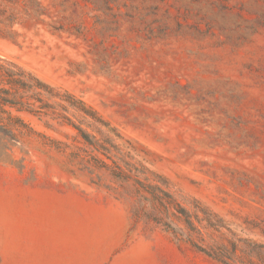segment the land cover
<instances>
[{"label": "rangeland", "instance_id": "rangeland-1", "mask_svg": "<svg viewBox=\"0 0 264 264\" xmlns=\"http://www.w3.org/2000/svg\"><path fill=\"white\" fill-rule=\"evenodd\" d=\"M0 65V264H264V0H0Z\"/></svg>", "mask_w": 264, "mask_h": 264}, {"label": "trees", "instance_id": "trees-1", "mask_svg": "<svg viewBox=\"0 0 264 264\" xmlns=\"http://www.w3.org/2000/svg\"><path fill=\"white\" fill-rule=\"evenodd\" d=\"M24 76L22 73H15L13 70L0 65V109L3 107L16 108L17 111H29L32 110L29 106H25L26 103L22 101L21 96H16L10 92L12 86H18L24 90H30L32 87L23 81ZM36 83L44 89H47L45 84L36 80ZM202 251V250H199Z\"/></svg>", "mask_w": 264, "mask_h": 264}]
</instances>
